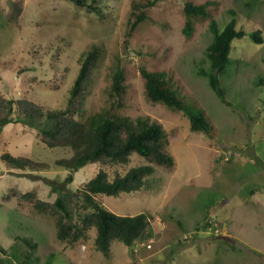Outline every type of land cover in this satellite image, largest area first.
Here are the masks:
<instances>
[{
  "label": "rangeland",
  "instance_id": "rangeland-1",
  "mask_svg": "<svg viewBox=\"0 0 264 264\" xmlns=\"http://www.w3.org/2000/svg\"><path fill=\"white\" fill-rule=\"evenodd\" d=\"M12 1L23 2L17 23L9 19ZM81 1L0 0V98L21 100L44 112L64 107L80 57L100 45L104 54L85 111L92 115L110 109L112 77L123 68L127 106L115 112L161 123L176 164L172 170L156 167L147 189L98 197L117 215L153 217L148 238L134 249L114 242L107 258L96 248L94 228L74 245L63 243L56 236V219L20 198L37 192L43 201L53 202L59 191L49 181L64 186L68 171H14L1 161L8 152L54 166L74 151L46 146L38 130L22 123L7 125L0 138V247L7 254L0 250V264H11L8 252L16 237L37 244L34 264H264V43L248 37L233 42L230 66L220 76L229 106L201 74L210 71L211 20L222 30L236 18L238 29L260 31L264 42V0H153L150 21L127 46L134 0ZM186 2L213 4L211 18L196 19L190 38L183 33ZM142 66L166 73L176 96L192 110H202L216 127L215 135L192 132L184 113L148 101ZM17 116L24 117L20 110ZM143 164L135 155L126 165L105 168L115 177ZM99 168L89 164L75 172L70 190L89 182Z\"/></svg>",
  "mask_w": 264,
  "mask_h": 264
},
{
  "label": "trees",
  "instance_id": "trees-1",
  "mask_svg": "<svg viewBox=\"0 0 264 264\" xmlns=\"http://www.w3.org/2000/svg\"><path fill=\"white\" fill-rule=\"evenodd\" d=\"M82 5L81 0H73ZM156 6V1H132L126 46L138 29L150 21L149 10ZM211 2L195 5L186 2L183 9L185 25L183 33L187 38L192 37L196 19L211 18ZM23 12L22 1L10 3L9 19L19 20ZM235 15L234 13H232ZM213 39L207 48L210 71L201 72L208 78L209 85L215 94L226 105H231L226 98L225 90L221 87L220 76L225 75L230 66V55L233 42L245 37L255 44L262 45L260 31L247 32L238 29L236 18H233L221 30L216 20L210 22ZM104 48L94 45L80 57V68L69 90L65 106L44 112L41 107L30 105L14 98H0V138L4 128L13 123H22L41 133L42 142L50 148L69 147L74 151L70 159L57 160L54 166L45 162H37L27 157H16L6 152L1 156L10 170L42 173L54 168L64 169L69 175L61 186L49 184L58 189L59 196L53 202L40 199L37 192L20 194L24 201L31 202L39 212L56 219V236L63 243L74 245L86 238L89 230H96L95 245L105 257L111 254L114 242H121L126 247L134 249L138 241L150 236L153 217L146 213L136 216H121L107 209L98 197L119 198L123 194H131L147 189L149 178L155 168L172 170L175 160L168 152L169 137L163 125L153 122L150 118L132 120L128 116L117 114L126 103L127 73L119 68L112 77L110 87L111 106L109 110L88 114L84 109L85 97L89 91L92 79L102 56ZM26 70V69H22ZM144 82L145 95L154 104H163L179 110L188 117L192 132L215 135L216 127L209 122L202 110L194 111L182 102L171 88L167 74L149 67H140ZM260 84H263L260 81ZM18 110L24 117H18ZM139 156L145 164L129 169L125 174L115 177L105 168L126 165L131 157ZM89 164L100 168L95 177L76 190H70L69 185L74 181V173ZM209 225V220L205 227ZM37 244L27 238L16 237V243L8 252L13 261L20 264H34L32 251ZM0 250L7 252L0 247Z\"/></svg>",
  "mask_w": 264,
  "mask_h": 264
},
{
  "label": "clouds",
  "instance_id": "clouds-1",
  "mask_svg": "<svg viewBox=\"0 0 264 264\" xmlns=\"http://www.w3.org/2000/svg\"><path fill=\"white\" fill-rule=\"evenodd\" d=\"M210 221V220H209Z\"/></svg>",
  "mask_w": 264,
  "mask_h": 264
}]
</instances>
